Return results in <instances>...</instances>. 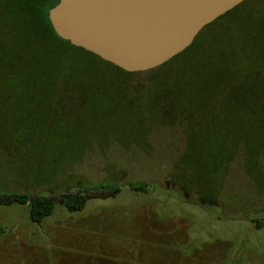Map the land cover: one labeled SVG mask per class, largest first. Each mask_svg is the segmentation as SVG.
Returning <instances> with one entry per match:
<instances>
[{"label": "rangeland", "instance_id": "1", "mask_svg": "<svg viewBox=\"0 0 264 264\" xmlns=\"http://www.w3.org/2000/svg\"><path fill=\"white\" fill-rule=\"evenodd\" d=\"M51 96L32 108L0 96V196L52 200L40 225L28 206L0 204V264H264V143L188 141L177 113L90 99L67 118V97L52 111ZM100 183L119 193H85L74 213L58 203Z\"/></svg>", "mask_w": 264, "mask_h": 264}, {"label": "trees", "instance_id": "2", "mask_svg": "<svg viewBox=\"0 0 264 264\" xmlns=\"http://www.w3.org/2000/svg\"><path fill=\"white\" fill-rule=\"evenodd\" d=\"M57 3L0 0V96L7 104L32 108L52 95L49 105L56 111L64 95L67 118L90 99L91 106H134L159 119L177 113L173 121L186 129L188 141L195 135L199 143H264V0L242 2L204 27L182 53L139 73H126L58 38L48 21ZM127 186L135 192L146 188L141 182ZM88 192L108 198L119 187H66L58 203L80 212ZM11 203L28 206L30 221L38 225L52 212V200L41 194L0 196V204Z\"/></svg>", "mask_w": 264, "mask_h": 264}, {"label": "water", "instance_id": "3", "mask_svg": "<svg viewBox=\"0 0 264 264\" xmlns=\"http://www.w3.org/2000/svg\"><path fill=\"white\" fill-rule=\"evenodd\" d=\"M247 0H58L54 34L126 73L153 70Z\"/></svg>", "mask_w": 264, "mask_h": 264}]
</instances>
